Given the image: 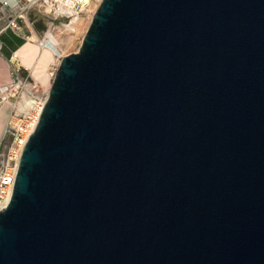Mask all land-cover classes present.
<instances>
[{
    "label": "water",
    "instance_id": "1",
    "mask_svg": "<svg viewBox=\"0 0 264 264\" xmlns=\"http://www.w3.org/2000/svg\"><path fill=\"white\" fill-rule=\"evenodd\" d=\"M0 264H264V0H101L24 148Z\"/></svg>",
    "mask_w": 264,
    "mask_h": 264
},
{
    "label": "built area",
    "instance_id": "2",
    "mask_svg": "<svg viewBox=\"0 0 264 264\" xmlns=\"http://www.w3.org/2000/svg\"><path fill=\"white\" fill-rule=\"evenodd\" d=\"M101 0H0V9L8 10L11 18L6 27L0 30V50L3 48L2 33L8 28L19 29L21 22L28 20L30 26L35 21L29 13L33 8H40L50 19L48 27L56 23L70 24L72 19L85 13L84 8ZM45 91L41 95L31 93L32 105L27 111H19L9 117L6 128L0 138V211L9 203L18 172L22 154L29 137L37 128L42 112L49 97Z\"/></svg>",
    "mask_w": 264,
    "mask_h": 264
},
{
    "label": "rangeland",
    "instance_id": "3",
    "mask_svg": "<svg viewBox=\"0 0 264 264\" xmlns=\"http://www.w3.org/2000/svg\"><path fill=\"white\" fill-rule=\"evenodd\" d=\"M31 11H34L40 16L45 17L43 10L40 8H33L31 9ZM94 13L92 14V12H85L83 14L84 16L82 23L77 26L75 31H66L60 28L62 27V25L59 22L56 23V25L51 28L47 26L44 30H40V32L34 31L35 29L37 30V25L36 26L34 25L35 28L33 26H30V28H32L31 30H33V34L32 36H30V38H34L35 40L40 41L45 38L49 30L54 31L60 38L59 54L55 56L54 61L48 67V73L52 79L55 77V74L59 68V65L63 57L76 53L80 50V47L83 43L88 27L90 26V23L93 19ZM10 18H11V14H9L8 10L0 9V30L8 25ZM27 23L28 20L25 19V21L21 22L20 24H22V26L24 25L27 26L26 25ZM3 39L4 41L9 42L7 35H5ZM7 49L8 48L6 45L5 51H7ZM6 61L10 65L11 79L13 81V84L12 85L9 84L5 88L0 87V107H3L6 103V101L4 100L3 89H5V91L7 90L6 92L9 93L8 99L12 102L13 106L10 107L7 116L3 119L2 130L3 129L5 130L9 117L19 112L17 111L19 107L18 104L19 101H22L25 96L30 100L31 97L30 91L34 92L36 95H41L45 91L47 92L48 90L50 91L51 88V86L49 87L47 86V84H44L40 80H37L33 72L24 65H22L21 62H19L18 60L11 58L10 60H6ZM16 85H18L19 87H16Z\"/></svg>",
    "mask_w": 264,
    "mask_h": 264
},
{
    "label": "bare ground",
    "instance_id": "4",
    "mask_svg": "<svg viewBox=\"0 0 264 264\" xmlns=\"http://www.w3.org/2000/svg\"><path fill=\"white\" fill-rule=\"evenodd\" d=\"M98 4L91 3L89 6L85 7V12H95ZM83 16L72 19L70 24L62 25V29L66 31H75L77 26L83 21ZM60 38L58 35L49 30L42 40H35L34 38H29L28 42L24 44L18 51H16L14 59L21 62L22 65L30 69L37 80H40L47 86L52 85L53 79L48 73V67L54 61L55 56L59 54ZM12 85L13 81L11 79L10 65L9 63L0 58V87L5 88L7 85ZM16 87H19L16 85ZM7 91V90H6ZM3 89L4 100L6 101L3 107H0V136L2 135V125L3 119L7 116L12 102L8 99L9 93ZM19 107L17 111H27L32 105L31 99L26 96L22 101H19ZM2 130V132H1Z\"/></svg>",
    "mask_w": 264,
    "mask_h": 264
},
{
    "label": "crops",
    "instance_id": "5",
    "mask_svg": "<svg viewBox=\"0 0 264 264\" xmlns=\"http://www.w3.org/2000/svg\"><path fill=\"white\" fill-rule=\"evenodd\" d=\"M29 17L35 21V26L37 25V30H34L36 32L44 30L50 22V19L47 16H40L34 11H30ZM26 25L27 26H21L19 29L8 28L2 33V40L3 36L7 35L8 40L13 41L15 46H13L10 42L3 41L4 45L2 50H0V58H3L4 60H10L11 58H14L16 51H18L24 44H26V42H28L30 36L33 34V30H31L32 28H30L29 24ZM6 45L8 48L7 51H5Z\"/></svg>",
    "mask_w": 264,
    "mask_h": 264
},
{
    "label": "trees",
    "instance_id": "6",
    "mask_svg": "<svg viewBox=\"0 0 264 264\" xmlns=\"http://www.w3.org/2000/svg\"><path fill=\"white\" fill-rule=\"evenodd\" d=\"M3 37H4V36H3ZM3 41H4V39H3ZM9 42H10L13 46H15V44H14L13 41H10V40H9Z\"/></svg>",
    "mask_w": 264,
    "mask_h": 264
}]
</instances>
